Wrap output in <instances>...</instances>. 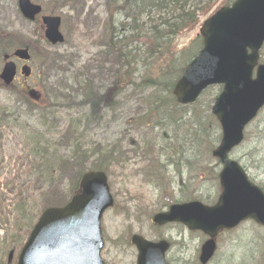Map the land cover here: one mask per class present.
<instances>
[{"label":"rangeland","instance_id":"1","mask_svg":"<svg viewBox=\"0 0 264 264\" xmlns=\"http://www.w3.org/2000/svg\"><path fill=\"white\" fill-rule=\"evenodd\" d=\"M36 1H41L45 6L48 5L49 9L55 10V15L62 17V31L67 40L65 45L51 49L52 47L45 42L44 38L41 41L42 31L40 26L37 29V25H28L19 17L16 10L17 0H0V24H3L4 19L9 17L13 22L11 29L16 31L15 37L17 39L22 41L20 36V33H22L24 36L32 37L34 41L39 40L40 44L46 49L53 52L58 51L60 55L67 51H77L80 53L83 63L90 59L95 51H99L95 45L99 36H93L91 32L86 30L83 24L84 19H77V9H80L79 7L75 8L70 0ZM76 1L78 0H74V2ZM196 1L198 0L193 1V3ZM73 8L75 11H71ZM92 9L104 22V0H88L85 13ZM197 29L183 34L176 40L175 53H180L188 47L190 41L196 38ZM98 32H100V27ZM11 40L14 42L13 38ZM45 48H39L38 55L45 56L47 52ZM262 53L264 60V51ZM69 77L71 78L70 73L59 75L61 79ZM68 86L72 101H60L50 94L53 98L51 104L54 107L47 109V112L55 113L54 120L50 119V121L47 120L41 110L37 111L35 106L27 101L23 102L20 89L14 92L0 91V99L3 100L5 107L11 104L13 112L21 113V119L17 122L18 127L11 128L10 132H5L2 145H0V147H4L2 153H0V194L5 198L7 213H13L10 215L9 223H4V229L0 232V264H17L18 255L43 211L42 199L40 193L36 191L37 188L27 185L29 179H35L37 171L33 170L30 173L27 170L24 151L28 152V149H24V147H32L28 144L25 146L26 138L33 132L39 134L40 131L44 130L42 126L45 124L54 127V123H60V126L66 128L68 114L63 110L70 103L76 101V93H73V91L77 90V80L69 79ZM129 91H131V88H129ZM37 92H40L39 87H37ZM219 94L220 88L209 90L201 99V105L190 108L184 124L177 129L175 135H177L178 144L183 145L185 152L182 154L180 150H175L176 167H169L168 170L170 174L168 177L174 181L171 188L150 184L143 174L138 175L137 173L141 172L144 167L140 158L136 157L137 159L134 158L130 161L129 157H121L125 149L126 151L129 150L128 147L124 148L122 154L119 155L114 150L115 147L93 146L97 143L109 146L104 144L106 142L110 145L117 144L118 141L116 140L120 131L118 124L113 122L108 129L95 128L87 131L84 141L89 145L91 144V147H83V152H86L84 158L87 160L86 166H97L99 161L104 159V156L110 154L109 159L106 158L105 161H102L105 165H112L111 162L116 157L122 161L120 166L126 167L124 178L120 177L122 175L120 170H113L115 178L112 179L113 185L110 184L116 204L120 207L119 209L114 207L109 210L103 223L106 241L103 258L107 264H133L135 262L136 249L130 245L128 246V242H126L135 234H139L147 240H157V237L167 236L174 243V249L171 253L172 258L178 260L181 264H199L197 262L198 251L206 240L202 233H191L184 227L175 224L168 226V229L157 228L151 224L150 220L154 214L169 207L170 197L172 200H199L205 205H214L218 200L220 194L218 174L222 166L209 153L212 150L211 144L214 146L219 141L220 132L218 129L213 128L207 108L212 107ZM136 95L138 99L132 101L133 105L140 104L141 96H138L139 92H136ZM124 96L123 94L120 95L122 99ZM142 97L154 100L158 97H166V95L162 92L157 93V90L149 87L144 90ZM15 101H17L20 110L16 109ZM42 105L45 108L48 106V102ZM141 109L146 110L145 105L142 104ZM194 110L195 112H193ZM76 118L77 113L75 111L71 112L69 119L75 120ZM119 123L121 124L120 120ZM54 151H56L55 155ZM50 153L48 154L49 158L51 157L50 161L53 158L59 160L62 157L66 159L67 156H70L64 149L57 151L55 147H51ZM231 158L246 170L250 180L264 189V110L248 128L245 142L233 151ZM162 160L166 161V158L164 157ZM36 163L40 166L39 161ZM22 164L24 166L21 168ZM83 166L84 164L82 166L71 165V169L65 173L70 178L69 186H67V180L64 182V188L59 193H46L43 197L47 199L46 205L69 200L75 191L78 176L83 170H86V167ZM56 168L58 176V166ZM26 173L32 176L29 177ZM19 175L22 176L18 177ZM182 181H184V186H182ZM24 183L22 189L24 196L27 197L35 191V199L27 200L23 198L21 201L17 200L11 204L12 198L16 196L13 193L17 191V186ZM191 198L197 199L190 200ZM122 207L127 210L122 211ZM218 246L216 257L210 264H264V229L252 222L244 223L234 231L224 232L218 238ZM10 252H14V258L8 263Z\"/></svg>","mask_w":264,"mask_h":264},{"label":"water","instance_id":"2","mask_svg":"<svg viewBox=\"0 0 264 264\" xmlns=\"http://www.w3.org/2000/svg\"><path fill=\"white\" fill-rule=\"evenodd\" d=\"M21 6L29 7L27 0H21ZM201 35L205 49L176 93L187 102L206 84H226L213 109L224 129L222 145L213 153L225 164L220 175L224 192L214 208L198 203L173 206L169 213L156 216L154 222L163 225L181 221L214 238L218 230L233 228L250 217L264 224V195L248 182L237 163L227 161L228 152L242 140L244 126L264 104V66L259 67L257 80H252L264 42V0H238L231 8H222L205 22ZM81 189L82 195L65 209L43 214L19 264H102L100 220L113 200L102 173L85 175ZM133 242L140 249L139 264H164V243L154 245L139 237H134ZM214 251V240L208 241L201 261L206 264Z\"/></svg>","mask_w":264,"mask_h":264},{"label":"trees","instance_id":"3","mask_svg":"<svg viewBox=\"0 0 264 264\" xmlns=\"http://www.w3.org/2000/svg\"><path fill=\"white\" fill-rule=\"evenodd\" d=\"M133 0H123L122 9H129L130 4ZM190 0H139L141 7L143 6V11L148 12L154 10V14H157L156 19H151L149 14V23H140L139 11L141 7H132V18L124 22V33L123 40L127 39V33H130L129 42L123 43L121 47L117 46L115 41L111 38L108 39L109 54L114 62L117 64L116 75L120 76L123 85L128 86L130 84L135 85V81L132 79L133 74L131 73L132 68L135 66V63L138 61L137 51L133 48L134 41L138 42L143 37V34H146L147 42H151V50L148 55V59H152L153 65L149 68L150 78L146 80L148 84H151L156 89L164 88L171 92L172 86L174 84V79L170 78V73L168 68L171 67V64L175 63L177 59L174 58V52L172 49L175 39L182 33L193 29L199 20V16L206 15L211 8L215 5L216 0H206L199 1L198 5L187 8ZM147 8V9H146ZM175 10L167 12L168 10ZM178 10V11H176ZM167 12V13H166ZM137 14V15H136ZM172 20V22H170ZM144 25H148L149 29H144ZM115 66V63H114ZM154 75V76H153ZM153 76V77H152ZM114 98L109 99V96L97 98L94 101L95 108L99 105H106L113 107ZM43 181V185L48 186V189H43V191L51 192L57 183L54 178L50 177L48 180L46 177L38 178L35 181V185ZM19 193L17 195H22ZM4 197L0 196V230L3 229V224L9 222L10 215L6 213L4 207Z\"/></svg>","mask_w":264,"mask_h":264},{"label":"flooded vegetation","instance_id":"4","mask_svg":"<svg viewBox=\"0 0 264 264\" xmlns=\"http://www.w3.org/2000/svg\"><path fill=\"white\" fill-rule=\"evenodd\" d=\"M15 64L17 65L18 68H22L25 65V63H23L20 60H15Z\"/></svg>","mask_w":264,"mask_h":264}]
</instances>
